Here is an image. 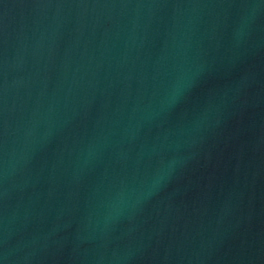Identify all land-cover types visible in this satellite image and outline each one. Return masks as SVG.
Instances as JSON below:
<instances>
[{
    "label": "water",
    "instance_id": "obj_1",
    "mask_svg": "<svg viewBox=\"0 0 264 264\" xmlns=\"http://www.w3.org/2000/svg\"><path fill=\"white\" fill-rule=\"evenodd\" d=\"M0 264H264V0H0Z\"/></svg>",
    "mask_w": 264,
    "mask_h": 264
}]
</instances>
